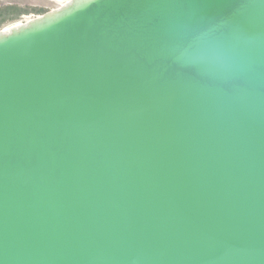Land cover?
Listing matches in <instances>:
<instances>
[{"label":"water","instance_id":"obj_1","mask_svg":"<svg viewBox=\"0 0 264 264\" xmlns=\"http://www.w3.org/2000/svg\"><path fill=\"white\" fill-rule=\"evenodd\" d=\"M0 29V264H264V0H56Z\"/></svg>","mask_w":264,"mask_h":264},{"label":"rangeland","instance_id":"obj_2","mask_svg":"<svg viewBox=\"0 0 264 264\" xmlns=\"http://www.w3.org/2000/svg\"><path fill=\"white\" fill-rule=\"evenodd\" d=\"M59 5L54 0H0V8L14 7L17 8L7 16L9 19L5 20L1 25L0 29L13 24L18 21L27 20L36 15L44 13L53 9Z\"/></svg>","mask_w":264,"mask_h":264},{"label":"trees","instance_id":"obj_3","mask_svg":"<svg viewBox=\"0 0 264 264\" xmlns=\"http://www.w3.org/2000/svg\"><path fill=\"white\" fill-rule=\"evenodd\" d=\"M15 9L17 8H14V7H6V8H3L1 9L0 8V25L7 19H9V16H7V14L9 15L11 13V11H14ZM18 10V9H17ZM45 12V11H44Z\"/></svg>","mask_w":264,"mask_h":264},{"label":"bare ground","instance_id":"obj_4","mask_svg":"<svg viewBox=\"0 0 264 264\" xmlns=\"http://www.w3.org/2000/svg\"><path fill=\"white\" fill-rule=\"evenodd\" d=\"M54 1H56V0H54ZM56 2H58V1H56ZM59 4H61L60 2H58Z\"/></svg>","mask_w":264,"mask_h":264}]
</instances>
